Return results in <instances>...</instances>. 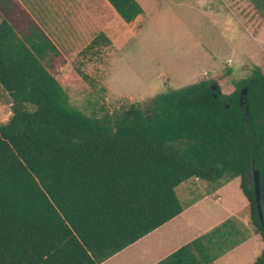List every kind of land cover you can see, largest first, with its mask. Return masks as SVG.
<instances>
[{
	"label": "trees",
	"instance_id": "16d2710c",
	"mask_svg": "<svg viewBox=\"0 0 264 264\" xmlns=\"http://www.w3.org/2000/svg\"><path fill=\"white\" fill-rule=\"evenodd\" d=\"M107 1L126 24L143 14L137 0ZM250 2L239 16L262 19L264 0ZM0 15V85L12 99L0 124V264H101L180 215L175 190L191 178H240L264 244V64L97 118L70 105L54 76L65 57L21 4L0 0ZM109 44L101 31L79 54ZM245 240L227 218L156 264H215Z\"/></svg>",
	"mask_w": 264,
	"mask_h": 264
},
{
	"label": "rangeland",
	"instance_id": "374dc122",
	"mask_svg": "<svg viewBox=\"0 0 264 264\" xmlns=\"http://www.w3.org/2000/svg\"><path fill=\"white\" fill-rule=\"evenodd\" d=\"M137 2L143 14L133 23L109 17L110 22L102 25L109 45L68 56L54 73L70 105L85 115L100 118L107 112L128 111L132 104L145 108L154 97L193 85L204 76L228 86L247 78L253 66L264 64V16L257 18L252 12L244 21L238 14L239 8L248 9L250 0ZM96 14L101 20L100 11ZM11 104V97L0 85V124L11 117ZM26 108L34 109L31 105ZM239 184L240 178L217 183L191 178L175 190L185 210L180 227L188 229L184 233L187 240L227 218L246 237L215 264H253L264 250L248 214L242 212L247 201ZM148 246L151 244L125 250L116 262L126 263L142 254L151 260ZM142 260L143 264L150 261Z\"/></svg>",
	"mask_w": 264,
	"mask_h": 264
},
{
	"label": "crops",
	"instance_id": "0c3cea01",
	"mask_svg": "<svg viewBox=\"0 0 264 264\" xmlns=\"http://www.w3.org/2000/svg\"><path fill=\"white\" fill-rule=\"evenodd\" d=\"M17 1L56 45L65 58L68 56H77L96 34L104 31L102 25H107L110 22L109 17L122 22L107 0ZM96 11H100L101 20L96 18ZM184 212L185 210L180 215L101 264H143L142 259H145V261L147 259L150 260L149 256L142 254V257L136 256L133 258L135 260H130L126 263L116 262V259L125 250L133 249L141 245L145 247L148 243L151 244L147 249V251L149 250L148 255L151 258L148 264L158 263L161 259H164L194 239L187 240L188 236L184 235V233L188 229L186 227H180Z\"/></svg>",
	"mask_w": 264,
	"mask_h": 264
},
{
	"label": "water",
	"instance_id": "95a60500",
	"mask_svg": "<svg viewBox=\"0 0 264 264\" xmlns=\"http://www.w3.org/2000/svg\"><path fill=\"white\" fill-rule=\"evenodd\" d=\"M253 184H254V190H255V195H256V204L259 210V216H260V219L263 220V215H262L261 207H260V179H259L258 171H255L253 174Z\"/></svg>",
	"mask_w": 264,
	"mask_h": 264
}]
</instances>
